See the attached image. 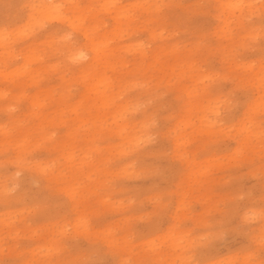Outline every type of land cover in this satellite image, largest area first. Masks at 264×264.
I'll return each instance as SVG.
<instances>
[{"label": "rangeland", "instance_id": "rangeland-1", "mask_svg": "<svg viewBox=\"0 0 264 264\" xmlns=\"http://www.w3.org/2000/svg\"><path fill=\"white\" fill-rule=\"evenodd\" d=\"M43 2L56 16L29 20ZM226 2L0 0V264H61L85 249L98 264H186L199 244L189 233L237 190L259 230L264 60L248 46L259 25L242 32L259 9ZM58 34L108 65L84 69L89 52L71 63ZM8 46L31 61L8 60ZM236 90L243 103L230 107ZM245 243L215 258L245 259Z\"/></svg>", "mask_w": 264, "mask_h": 264}, {"label": "snow or ice", "instance_id": "snow-or-ice-1", "mask_svg": "<svg viewBox=\"0 0 264 264\" xmlns=\"http://www.w3.org/2000/svg\"><path fill=\"white\" fill-rule=\"evenodd\" d=\"M232 7L240 9L243 13H246L248 9H259L258 18L255 15L247 17V23L242 32H254L255 26L259 25V35L255 36L248 46L254 47L258 44L262 60H264V0H259L258 4L238 3ZM44 27H48V25L45 24ZM260 79L262 87H264V68H262ZM225 99L230 107L239 106L243 103V97L239 90L234 91ZM261 144L264 147V132L261 134ZM261 163L260 182L264 186V159ZM233 194L237 196L238 203L226 205L228 210L224 214L207 217L197 231L189 233L190 236L198 238L199 244L190 251L191 259L186 264H264V187L261 188V203L258 206V231L256 230L257 206L246 203L244 196L239 195V190ZM239 237H244L246 241L240 252L245 259L218 261L214 255L216 249L225 243L237 240ZM257 251L260 254L258 261L256 259ZM93 254V249H85L79 258L64 260L61 264H98ZM141 264H151V262H141Z\"/></svg>", "mask_w": 264, "mask_h": 264}, {"label": "bare ground", "instance_id": "bare-ground-1", "mask_svg": "<svg viewBox=\"0 0 264 264\" xmlns=\"http://www.w3.org/2000/svg\"><path fill=\"white\" fill-rule=\"evenodd\" d=\"M64 1H67V0H64ZM68 1L70 2V0H68ZM237 2H238V0L237 1L227 0V2L223 3V4H225V6L228 9H235L234 7H232V5L238 4ZM110 3H112V2H108V4H110ZM47 4L48 3L43 2L40 5V6H43V7H40L38 9H36V11H33V9H30V13L28 15L29 20H35V19H38V18H42L44 16L55 17L56 16L55 15L56 14V6L54 5V6L50 7ZM35 13H38V14H35ZM236 14H237V12H236ZM115 17H116V15H115ZM44 18H47V17H44ZM26 25H27V23H26ZM68 26L71 27V28H75L74 26H71L70 23H68ZM68 36H69L68 34H58L57 37L60 39L61 44L57 43L59 48H57L55 46L56 50H58L60 53L64 54L63 57L65 59H67L71 63L79 64V63L82 62L83 59L86 58L87 52H89L90 57L88 58L87 63L85 64V66L83 65L84 69H88L89 67H91L95 63L102 64V65H108V63L106 61V58L104 59V61L97 58L100 50L95 45L90 44V45H84V46H74V45H71V44H66L65 39ZM85 38H86V40L88 42L91 41V39L86 34H85ZM49 51L50 52L52 51V46H50ZM53 51H54V49H53ZM3 53H4V55L7 56L8 60H13V59H15L16 56H20L26 62H30L31 61L30 60L31 57L29 56V54H27L26 52L24 53V52H20V51L16 53V52L13 51L11 46L3 48ZM99 87H100V89H98L96 91V94L98 95L99 100L102 103H105V104L109 103L111 101V93H110V90H109V87H108V82H105V83L101 84ZM119 107L120 106H118V108ZM116 112H118L117 109H115L114 113H116ZM38 121L40 122V120H38ZM142 131H144V130H141L140 132H142ZM144 137H146V134H144L142 132L141 134L136 136L135 140H141Z\"/></svg>", "mask_w": 264, "mask_h": 264}]
</instances>
